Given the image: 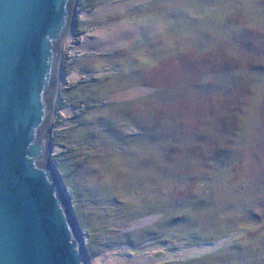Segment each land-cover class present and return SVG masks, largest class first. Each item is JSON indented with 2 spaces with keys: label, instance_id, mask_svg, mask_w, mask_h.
Returning <instances> with one entry per match:
<instances>
[{
  "label": "rangeland",
  "instance_id": "1",
  "mask_svg": "<svg viewBox=\"0 0 264 264\" xmlns=\"http://www.w3.org/2000/svg\"><path fill=\"white\" fill-rule=\"evenodd\" d=\"M75 11L51 138L89 264H264V0Z\"/></svg>",
  "mask_w": 264,
  "mask_h": 264
},
{
  "label": "water",
  "instance_id": "2",
  "mask_svg": "<svg viewBox=\"0 0 264 264\" xmlns=\"http://www.w3.org/2000/svg\"><path fill=\"white\" fill-rule=\"evenodd\" d=\"M78 1L0 0V264H89L51 138Z\"/></svg>",
  "mask_w": 264,
  "mask_h": 264
},
{
  "label": "bare ground",
  "instance_id": "3",
  "mask_svg": "<svg viewBox=\"0 0 264 264\" xmlns=\"http://www.w3.org/2000/svg\"><path fill=\"white\" fill-rule=\"evenodd\" d=\"M114 33H112V35H113ZM128 34H133V31H126V32H122V35L124 36V35H128ZM109 44L110 43H112V42H108ZM95 45H96V47H97V43H95ZM98 45H103L102 43L101 44H98ZM88 47H90V46H88ZM94 45H92L90 48H96ZM84 239V238H83ZM84 243H85V245H86V242H85V240H84Z\"/></svg>",
  "mask_w": 264,
  "mask_h": 264
}]
</instances>
